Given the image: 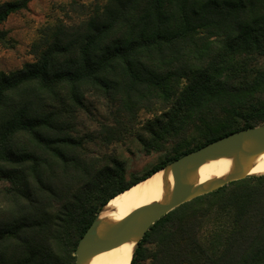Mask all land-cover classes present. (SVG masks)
<instances>
[{"label": "trees", "instance_id": "16d2710c", "mask_svg": "<svg viewBox=\"0 0 264 264\" xmlns=\"http://www.w3.org/2000/svg\"><path fill=\"white\" fill-rule=\"evenodd\" d=\"M32 1L0 3V26ZM63 12L68 20L40 31L33 63L0 72V264H75L112 199L192 151L264 125V0H73ZM89 98L110 119L82 132ZM129 138L166 154L131 181L114 153L88 148ZM131 264H264V175L162 218Z\"/></svg>", "mask_w": 264, "mask_h": 264}, {"label": "water", "instance_id": "95a60500", "mask_svg": "<svg viewBox=\"0 0 264 264\" xmlns=\"http://www.w3.org/2000/svg\"><path fill=\"white\" fill-rule=\"evenodd\" d=\"M262 155L264 125L231 133L171 162L155 173L163 172L162 201L133 210L111 223L101 219L106 205L79 241L75 264H93L125 244H134L137 249L151 228L177 208L233 182L261 176L247 174L246 169ZM221 159L232 161L225 176L203 184L195 182L201 168Z\"/></svg>", "mask_w": 264, "mask_h": 264}, {"label": "rangeland", "instance_id": "374dc122", "mask_svg": "<svg viewBox=\"0 0 264 264\" xmlns=\"http://www.w3.org/2000/svg\"><path fill=\"white\" fill-rule=\"evenodd\" d=\"M18 0H0V3ZM73 0H34L27 10L15 13L0 26V30L6 35V43L0 44V72L6 74L22 69L26 64L35 61L31 53L32 45L38 40L40 31L58 21H66L67 15L63 12L64 6ZM80 3L91 4L97 0H77ZM92 104L89 113H83L80 119L81 131L88 132L99 128L100 124L110 119V111L103 101L89 98ZM147 113L141 114L143 122L152 119ZM90 152L102 155L105 152L114 153L124 162L127 171V180L142 177L164 162L165 153L144 152L143 147L135 138L114 144L109 150L90 145ZM4 182H0V188ZM215 226L208 224L202 231V236H208Z\"/></svg>", "mask_w": 264, "mask_h": 264}, {"label": "bare ground", "instance_id": "6f19581e", "mask_svg": "<svg viewBox=\"0 0 264 264\" xmlns=\"http://www.w3.org/2000/svg\"><path fill=\"white\" fill-rule=\"evenodd\" d=\"M231 163L230 159H221L204 166L196 176L195 182L203 184L215 178H222L229 171ZM246 173L264 175V155L250 164ZM163 196V172H159L112 199L101 214V219L107 223L114 222L133 210L162 201ZM135 251L134 244H125L105 257L96 259L93 264H131Z\"/></svg>", "mask_w": 264, "mask_h": 264}]
</instances>
